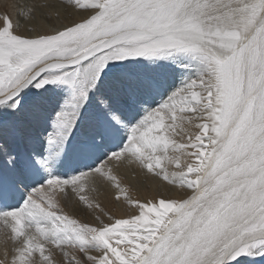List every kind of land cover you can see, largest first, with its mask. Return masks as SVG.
Instances as JSON below:
<instances>
[{"label":"snow or ice","instance_id":"1","mask_svg":"<svg viewBox=\"0 0 264 264\" xmlns=\"http://www.w3.org/2000/svg\"><path fill=\"white\" fill-rule=\"evenodd\" d=\"M15 9V18L0 12V222L10 264H58L57 255L59 264H264V0ZM155 95L162 102L141 115ZM73 161L91 163L54 177ZM125 165L135 166L127 184L116 172ZM90 178L136 214L105 222L86 194ZM150 180L185 197L129 196L133 181ZM69 190L97 224L64 211Z\"/></svg>","mask_w":264,"mask_h":264},{"label":"rangeland","instance_id":"2","mask_svg":"<svg viewBox=\"0 0 264 264\" xmlns=\"http://www.w3.org/2000/svg\"><path fill=\"white\" fill-rule=\"evenodd\" d=\"M39 2H40V0H0V12L6 10L8 13L12 14L15 18V16H16L15 5L16 4H36ZM69 2H70V0H69ZM66 15L68 16L69 19H73V20L79 19V16H77L74 12H68V13H66ZM21 31H23V27L21 28ZM168 84H169V92H170L171 90H174V88L181 86V78H179V77L176 79L169 78ZM163 99L166 100L167 95H164ZM160 102H162V98L160 95H155L153 97H149L148 103H145L140 107L141 115H143L144 111L146 109H149L150 106L152 108L158 107ZM189 130L193 131L194 129H189ZM89 162L90 161H87V162L73 161L70 164L66 165L65 168H63L59 171H56L54 169L53 171L59 172L60 175L63 174V175H66L67 177L69 175L73 176L71 173L74 169H76V170L82 169L84 171H88V169L85 168L84 165H85V163H89ZM134 167L135 166L125 165V166L120 167L119 169L116 170L117 174L121 177L122 183L127 184L129 182V178L132 175V169ZM152 182L158 183V181H155V180H150V181L140 182V183L133 181L132 182L133 187L129 191V196L132 199H138L141 201L148 200L150 195L156 193L153 190V186L155 184H153ZM159 183L161 185H163L162 182H159ZM156 185L158 186L159 184H156ZM164 186L166 188H163L161 190L164 193L166 192V194L168 195L167 192L171 190L170 187H172V186H168L165 184H164ZM44 187L47 188L46 181H45ZM93 189H95V190L93 191ZM86 194H88L89 197L94 202L99 203L101 205V208L103 209V213H104L102 218L105 220V222H109L108 221L109 215L113 216L115 218H127L131 215L136 214V210L131 208L126 202H124L123 200L116 201L114 199L115 189L111 188L108 185L101 184L98 181H96V182L88 181ZM62 196H63V194L57 193V199H60ZM69 196H70L69 199H63L61 201L63 209L66 213L73 216L74 218L79 220L81 223H86V224H90V225H95L98 223V221L96 220V213L91 211V210H87L82 205H80L78 200L76 199V197L70 193V190H69ZM168 196H170V195H168ZM170 197H171V199L184 198L185 192L176 189V192ZM1 228L3 230V232H2L3 234L1 235L2 238L4 237L3 239H5V238L7 239L8 238L7 236L9 235V229L4 226L3 222L1 223ZM61 259H62V257H59V255H57L58 264H59V261ZM7 264H10V262Z\"/></svg>","mask_w":264,"mask_h":264},{"label":"bare ground","instance_id":"3","mask_svg":"<svg viewBox=\"0 0 264 264\" xmlns=\"http://www.w3.org/2000/svg\"><path fill=\"white\" fill-rule=\"evenodd\" d=\"M54 103H55V101H53V106H54ZM42 130H43V125L41 126V128L40 129H38V130H31V134L33 135V136H39V134H40V132H42ZM49 130H51L50 128H49ZM33 145H29V144H25L23 147L24 148H30V147H32ZM7 162V157H5V156H3V155H0V165H2V164H4V163H6ZM89 163H91V161L89 162ZM62 172V171H61ZM62 174V173H61ZM72 175H78L79 174V171L78 170H76V169H74L73 171H72V173H71ZM53 175H54V177L55 178H59V179H70L72 176L71 175H69L68 177L66 176V175H60V173L59 172H56V171H53ZM88 181H90V182H94L93 181V179H89ZM153 183V182H152ZM163 183V182H162ZM153 184H155L154 186H153V190L156 192L155 194H152V195H150L149 196V199H153V198H156V199H158V198H160L161 196H163V197H165V198H171L170 196H172L175 192H176V189L175 188H173V187H170L171 188V190L170 191H168L167 193H168V195H170V196H168L167 194H166V192L164 193L161 189H163V188H166L165 186H164V183H163V185H161L159 182L157 183V182H154ZM156 184H159L158 186L156 185ZM37 187H40V185L39 184H37L36 185ZM161 186V187H160ZM29 191H30V189H29ZM1 223L2 222H0V261H3L4 262V264H7V263H9L10 262V260H11V258H12V256L14 255V251H13V247H12V242L10 241V240H8V238L5 240V239H3L2 238V232H3V230H2V228H1ZM8 234V233H7ZM8 237V236H7ZM7 252V259H6V257H5V253Z\"/></svg>","mask_w":264,"mask_h":264}]
</instances>
